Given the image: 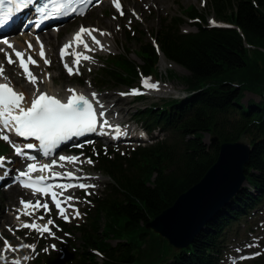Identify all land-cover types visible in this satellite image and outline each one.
<instances>
[{"label":"trees","instance_id":"16d2710c","mask_svg":"<svg viewBox=\"0 0 264 264\" xmlns=\"http://www.w3.org/2000/svg\"><path fill=\"white\" fill-rule=\"evenodd\" d=\"M207 10L227 27H209L206 16L190 7L180 14L193 23V33L181 32L187 24L181 16L166 19L151 35L159 53L187 72L180 78L187 89L162 106L138 109L150 142L133 150L82 148L109 182L89 200L83 224L63 226L77 237L65 248L64 264H218L228 232L264 205V0H210ZM144 37L127 32L140 63L129 58L132 51L106 59L105 70L93 78L97 89L131 87L139 73L158 75L159 54ZM168 77H173L171 71ZM246 93L260 101L244 105ZM206 134L217 142L204 144ZM243 134L251 148L247 187L190 245L174 250L146 226L202 179L221 144L235 143ZM94 251L104 259L99 261ZM43 255L48 256L38 254ZM48 262L57 264L54 257Z\"/></svg>","mask_w":264,"mask_h":264},{"label":"rangeland","instance_id":"374dc122","mask_svg":"<svg viewBox=\"0 0 264 264\" xmlns=\"http://www.w3.org/2000/svg\"><path fill=\"white\" fill-rule=\"evenodd\" d=\"M121 3L120 9H116L110 2L104 3L102 8L96 6L93 7L85 17L82 19H78L72 23L67 24L63 27V30L59 33V37L57 41H51L49 46V58L50 64L48 68H45V63L40 57V50L37 47V43L35 40H32V48H27V55L31 56L33 60L37 62L38 66L34 67V72L36 77L38 78V83L40 86L46 89L57 90L58 92L63 94L65 90L70 88H77L86 90L91 93H96L97 95H112L110 99L103 101L104 106L109 104H114L117 102L118 98H122L119 101L118 105L112 108V114H110L112 119H109L113 123L121 124L124 129H128L131 132H134L135 135L140 132L141 123L137 119L136 112L138 109H144L151 104H157L158 106H162L164 101H169L171 98H178L179 96L184 95L186 93V86L180 80L181 77L186 76L187 72L180 68L179 66L168 62L164 59L165 65H161V58L158 63V75L154 78L145 77L150 84H155L157 87L155 89H145L142 84V77L139 78L135 84L131 85L130 89L127 87H110L105 89H95L93 78L96 77L97 74L103 72L106 68V59H111L112 57L125 55L126 52H134L131 53L130 59L134 61L136 64L140 63L139 58L135 55L138 51V47L134 43H128L127 32L128 31H136L140 32L142 36L145 35L144 39L146 41H150L151 35L159 29L160 26L164 25L166 19L171 18H179L187 19L184 17V14H180L181 10L188 9L190 7L196 8L200 15L205 17V24L207 25L210 20H214L215 23H221L216 19V17L207 10L210 7V0H158V4L156 7H140L143 11L139 14V12H135L133 4L138 3L137 0H119ZM206 1V3H205ZM161 5L163 7H161ZM167 6V7H164ZM123 13V15H121ZM115 17V18H114ZM210 24V23H209ZM208 24V25H209ZM193 23L187 22L181 29L182 33H193L195 31V27L192 26ZM83 26L85 28H95L97 26L100 31L108 33L106 36L107 43L109 49L107 51H92L87 52L86 54L91 57L90 61H83L81 59L79 67V75L73 74L68 75L66 69L63 64H61V60L57 56V47L61 45V40L64 37H69L75 31L77 27ZM114 35V37L111 36ZM25 38L33 39L34 36L28 35L26 33ZM143 39V40H144ZM154 41V40H153ZM25 45L26 43L22 41ZM13 58V55H11ZM27 56V57H28ZM74 55H71L70 65L73 66L72 62L75 58ZM16 60V59H15ZM14 60V61H15ZM108 62V61H107ZM7 72L4 73L5 76H11L14 80L15 86H22L23 81L25 79L21 76L20 70L17 68V63L12 65L6 64ZM173 73V77H168L169 72ZM51 78L53 80H51ZM78 81H82V84H78ZM162 86V87H161ZM167 87L173 88V93H165V89ZM133 90H137L144 99L136 100L135 95H121V93H131ZM248 100H253L254 102H259L260 97L258 95H252L246 93L244 98L242 99V103L246 105ZM133 134V135H134ZM155 137L159 135L157 132L152 133ZM147 138H150L149 134H146ZM211 141V140H210ZM209 141V137L207 135L204 136L203 142L204 144H212ZM217 142V141H216ZM215 142V143H216ZM140 142L134 141L132 143L127 141H120L116 146H110L100 144L103 150H113V149H130L133 150ZM214 143V144H215ZM1 149H5L1 152ZM12 148L6 147L0 141V157H5V162L8 163L10 159H12L11 154ZM62 154L56 156V159ZM66 157L74 156L67 155ZM74 157H79V161L76 163L68 164L62 163L64 168L77 173L80 177H83L87 181H90L88 184L94 185L95 187L85 189L82 192H71L68 195L64 196H72L74 199L69 203L73 204L75 209H78L80 216L79 218H73L74 213L70 208V211L73 213V216H69V221L67 224H70L71 227H77L74 223H81L84 215L83 210L87 209L90 206L89 200L92 197L99 196L100 193H103V184L108 182V179L102 178L101 174L97 173L94 164H88L86 162L81 163L83 161L88 160L84 158L81 154L75 155ZM3 163V164H4ZM3 164L0 165V170L4 171ZM14 164H18L21 166V159H18ZM8 171L11 172L13 170V166L9 165L6 167ZM0 171V172H1ZM1 176V173H0ZM247 187L246 184L243 185V188ZM8 185L2 184L0 186V253L6 259H0V264H11L12 260H19L20 264H39L40 261H44L43 264H56L49 263L48 261L54 257V261L57 264H64L66 262V258L62 256L61 251L64 253L65 248L67 247V243L69 237L66 233L62 231L60 228L61 222H65L62 218L58 216L57 209L49 212L48 215H45L44 209H40L35 212L33 217L24 216L21 213L23 212V208L20 204L21 199L24 201H28L26 197L22 196L19 192L9 193ZM33 203H35L34 199H30ZM20 209V212L17 210ZM27 211H32V209H28ZM20 215V220L16 219V216ZM45 216L44 220H37L36 222L39 225H43L46 223L47 219L51 218L54 220L59 230L55 227L49 226L52 228V232L54 233V238L50 237L47 233L44 236H40L34 230L23 229L22 223L27 222L31 223L32 219ZM12 229V231H9ZM73 238V237H72ZM77 237H75L76 239ZM9 239L13 240V244L11 242V246L14 248L20 249L19 251H5L4 250V241ZM227 245L225 253L222 256V260L220 264H232L235 261V264H264V205L259 207L254 213H252L245 222H241L239 225L235 224L234 227L228 232L227 236ZM4 240V241H3ZM74 241V240H72ZM76 241V240H75ZM22 244H34L35 251L33 252L31 249H23L20 246ZM111 244H115V241H111ZM42 246H46L44 249H48L44 251L45 255L48 256H37V254L42 255L40 248ZM52 246H55L54 248ZM39 248V250H37ZM259 253V255L251 260L240 261L236 260V258L240 257V255L244 254H253ZM28 256L29 259L25 261L23 257ZM239 261V262H237Z\"/></svg>","mask_w":264,"mask_h":264},{"label":"snow or ice","instance_id":"6c2138e0","mask_svg":"<svg viewBox=\"0 0 264 264\" xmlns=\"http://www.w3.org/2000/svg\"><path fill=\"white\" fill-rule=\"evenodd\" d=\"M33 0H0V27L6 25L14 14L24 7H27L31 4ZM81 2H90V0H81ZM73 3V0H50V4H44L41 7L37 8L36 11L44 17L54 16L57 14L63 13L64 15L71 14L68 11V7ZM8 5V7H5ZM115 7L119 10L120 5L116 4ZM76 9L72 8L71 12H75ZM83 15V13H80ZM123 15V13H121ZM115 18V17H114ZM38 26V25H37ZM94 33H99L100 36L108 35L103 31H100L96 28H85L83 26L75 33L73 40L65 44L60 50V59L64 63V67L68 75H79L78 65L83 61H90L91 57L88 55H83V53H74L75 59L73 60V66L70 67L68 63L64 62L66 55V49L70 48L73 43L77 45H83V49L87 52H92L95 50V47H99L100 50H103V45L100 40L96 38ZM86 35L91 40V45L83 39V36ZM0 44L6 45L8 49H12L16 57V61L19 62V67L23 70L25 78L28 83H30L33 88V98L31 99L30 105L23 92H17L11 83H0V140L9 142V135L7 133H14L15 136L23 138L25 140L34 139L38 142L39 148L43 151L45 156L51 154L53 149H56L62 143L72 140L73 138L82 137L86 134L99 133L101 135L107 134L104 129L106 126L111 127L108 124L106 119V113L103 110L104 104L97 97L96 93L91 94V99L85 97L83 94H77L74 89H68L67 91L71 93L68 96L66 102L62 101L60 98L55 96H50L47 93L43 92L38 86V78L33 74L29 69V64L33 66H38L37 62L33 60L31 56L27 57V60L24 59L25 53L18 51L14 46L7 40L0 38ZM37 44L40 45V57L44 60L45 65H49L50 61L45 58L44 45L37 37ZM95 46V47H93ZM28 48L31 49L32 45L29 43ZM5 50L0 48V52ZM5 57L7 63L12 65L16 63L12 59V56L5 52ZM75 67V72H74ZM0 78L9 80L7 76L4 75V65L0 64ZM145 87L155 89L157 85L155 84H145ZM140 94L137 90H133L131 93H121V95H138ZM95 105V107H94ZM119 131V129H116ZM76 147H82V145H75ZM27 149H33L35 145L28 143L24 146ZM14 154L18 157H24L29 161H34L36 158L32 156H25L23 148L14 147ZM60 161H67L68 163H76L79 161V157H65L60 156ZM5 162V157H0V165ZM91 164L92 160L88 159L81 163ZM56 164V161H53L52 164H43L39 167L35 163H28L25 170L17 173L15 178L16 182L20 187L24 189H31L32 196H50L51 202L55 205L57 209L58 216L62 218L65 222L69 221V216L66 214L67 209L62 207V204H67L68 208H71L74 216L73 218H79L80 213L78 209H75L74 205L69 203L74 199L72 196L64 197L63 200L60 197L64 196V192L71 188L79 189H88L95 187L94 185L79 183V184H46L45 181L49 177H39L33 178V173L35 172H46L49 171L53 165ZM64 167L63 164L59 165ZM55 177L64 176L68 179H82L81 177H76L72 172L65 173H54ZM54 189H59L60 191H55ZM20 204L24 211L21 213L24 216L33 217L36 211H39L41 208L44 209L45 215H48L50 212L48 203H41L40 199H36L35 203L31 200L24 201L21 199ZM32 209V211H27ZM20 212V209L17 210ZM17 220H20V215L16 216ZM45 216H39L32 219L31 223L24 222L22 223L23 229L34 230L40 236H44L47 233L50 237L54 238V233L52 232V227H55L59 230L58 226L55 224L54 220L49 218L46 223L42 226L39 225L37 220H44ZM12 231V229H9ZM23 249H31L35 251L34 244H22L20 246ZM53 248L55 246H52ZM4 250L5 251H19L20 249L14 248L10 243L4 241ZM48 249H44L47 251ZM259 255V253H257ZM0 259H6L2 253H0ZM25 261L29 259L28 256L23 257ZM11 264H20L19 260H12Z\"/></svg>","mask_w":264,"mask_h":264},{"label":"water","instance_id":"95a60500","mask_svg":"<svg viewBox=\"0 0 264 264\" xmlns=\"http://www.w3.org/2000/svg\"><path fill=\"white\" fill-rule=\"evenodd\" d=\"M216 141L212 138L210 142ZM250 153L244 134L235 143L221 144L215 163L202 179L146 227L174 250L190 245L204 226L243 188Z\"/></svg>","mask_w":264,"mask_h":264},{"label":"bare ground","instance_id":"6f19581e","mask_svg":"<svg viewBox=\"0 0 264 264\" xmlns=\"http://www.w3.org/2000/svg\"><path fill=\"white\" fill-rule=\"evenodd\" d=\"M138 3H134L133 4V7H134V10L135 12H139L140 15H142L141 13H143V11L140 9V7H156L157 4H158V0H137ZM114 5L116 4H119V1L118 0H114L113 1ZM104 6V4L100 5L99 7L102 8ZM121 6V5H120ZM161 7H163L161 5ZM164 7H167V6H164ZM96 29L98 28L97 26H94ZM80 27H77L75 29V31H73V33L71 34V36L77 32V30L79 29ZM88 28V27H87ZM63 30V27L62 28H59L58 30L57 29H53V30H49L47 32H42L38 35H35L33 39H28V38H25V36L23 35L22 32H19L18 34L14 35L13 37H8L7 40L14 46V48L18 51H21V52H24L25 53V57L24 59L27 58V48H28V44H32V40H35V42L37 43V37H39L40 41L43 43L44 45V53H45V58L48 60L50 59L48 56H49V46H50V43L51 41H57L58 40V37H59V33ZM94 35L96 36V38L98 40H100L101 44L104 46L103 47V50H100L99 47H95V50L96 51H107L109 49V46H108V43H107V39H106V36H100L99 33H94ZM112 37H114L113 34H111ZM85 42L89 43L91 45V40L89 37H87L86 35H84V38ZM22 41H24L26 44L24 45L22 43ZM72 41V38H69V37H64L62 40H61V45H65V44H68ZM27 46V48H26ZM37 47L39 48L40 50V45L37 44ZM57 47V52H58V48ZM0 48L4 49L5 51L4 52H0V64H3L4 65V73L7 72V69H6V64L7 63V59L5 57V52H7L8 54L10 55H13V60L16 59L14 53L12 52V49H8L6 45H3V44H0ZM74 53H83V55H87L86 54V51L83 49V45H78L76 47L75 43L72 44V46L70 48H68V51H67V54H66V57H65V60L66 62L69 64L70 67H72L70 65V62H71V55H73ZM75 58V56L73 57ZM82 59V58H81ZM16 61V60H15ZM44 61V60H43ZM165 65L166 63L164 62V59L163 57H161V65ZM30 66V71L33 72V74L35 75V72H34V67L33 65L29 64ZM17 68L19 69L18 65H17ZM45 68L47 69L48 68V65L45 66ZM65 68V67H64ZM21 70V69H20ZM21 76L25 79V81H23V85L22 86H15L14 84V80L11 76H7L9 78V80H5V79H2L0 78V80L2 82H5V83H11V85L13 86L14 89H16L18 92H23L29 102V105H30V102H31V99L33 98V92H34V88L33 86L28 83L27 79L25 78V74L23 73V71L21 70ZM36 76V75H35ZM51 80H53L51 78ZM150 84V82H144V87H145V84ZM37 86L45 93L47 94H51L52 96H62L64 99H67L69 95H71V93H69L67 90H65L63 92V94L61 95L60 92H58L57 90H51V89H46V88H43L42 86L39 85V83L37 84ZM162 87V86H161ZM146 89L150 90L151 88H148V87H145ZM75 90V89H74ZM174 89L171 88V87H167L165 89V93H168V92H172ZM78 94H83L85 95V97L91 99V92H88L86 90H82V89H78V91H76ZM97 97L103 102L107 99H110L112 97V95H97ZM122 98H118L117 102H115L114 104H109V105H106L104 106V111L107 112V114H112V108L115 107L116 105H118L119 101H121ZM95 107V105H94ZM106 119H108L107 115H106ZM113 126V125H112ZM112 134L114 133L113 131L111 132ZM251 149V148H250ZM24 159V160H23ZM22 159V163L21 166H23L25 169L27 167V163L25 161V158L23 157ZM54 161H59L58 159L54 160ZM61 163H68L67 161H61ZM68 164H72V163H68ZM61 168H64V167H61ZM76 174V173H75ZM82 179H79L78 181L80 183H85V184H88L90 181H87L86 179H84L83 177H81ZM71 183V182H68V184ZM12 192H19L22 196L28 198L27 200L29 201L30 199H32V194H30L29 192L27 191H24V190H21L17 187H11L9 189V193H12ZM70 192H64V196L68 195ZM64 196L63 197H60L61 200L64 199ZM37 199V198H35ZM27 202V201H26ZM62 207H65L67 209V215L68 216H73L72 212L70 211V208H68V205L67 204H62ZM24 211V209H22Z\"/></svg>","mask_w":264,"mask_h":264}]
</instances>
